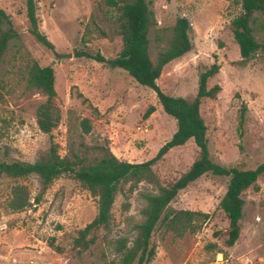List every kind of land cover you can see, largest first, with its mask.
<instances>
[{
  "label": "rangeland",
  "instance_id": "obj_1",
  "mask_svg": "<svg viewBox=\"0 0 264 264\" xmlns=\"http://www.w3.org/2000/svg\"><path fill=\"white\" fill-rule=\"evenodd\" d=\"M147 2L155 17L149 34L152 59L171 37L177 17L184 16L190 23L192 47L163 67L156 81L159 88L172 96L193 97L199 74L214 62L219 64V71L208 79L207 86L219 84L221 90L200 105L210 157L218 164L239 169L264 162V51L240 61L231 32V20L242 12L240 0ZM0 9L11 16L20 36L9 44L0 63L1 159L33 162L44 158L50 139L64 156L70 142L76 147L79 141L91 145L107 138L109 149L120 160L141 162L153 157L171 137L175 119L163 111L153 90L138 84L122 68L76 54H100L107 60L118 55L122 45L118 11L105 0H37L39 29L53 44L52 50L27 31L25 0H0ZM253 16L259 22L264 20L259 12ZM258 24H254L253 34L264 44V29ZM32 60L51 65L54 71L55 102L61 119L50 135L35 123V109L45 94L25 87ZM78 93L98 109V114ZM149 105L155 110L144 118ZM84 117L91 124L88 134L81 133L78 125ZM197 157L198 148L190 139L171 148L152 169L167 185ZM227 181L225 176L206 173L177 193L169 208L202 211L209 217L195 232L182 237L157 226L150 239L156 252L147 264H264V176L257 180L258 189L250 187L244 192L240 235L231 247L225 245L228 221L218 206ZM16 185H24L28 192V204L19 210L9 206ZM128 185H123L124 193L115 195L109 229L96 231V242L77 254L71 240L95 216L96 198L68 173L44 190L34 174L22 178L0 175V264H109L116 258L111 242L132 234L133 221L140 220L144 205L141 192L151 189L140 182L128 193ZM124 203H128L127 209ZM51 239L62 246V253L48 245Z\"/></svg>",
  "mask_w": 264,
  "mask_h": 264
},
{
  "label": "trees",
  "instance_id": "obj_2",
  "mask_svg": "<svg viewBox=\"0 0 264 264\" xmlns=\"http://www.w3.org/2000/svg\"><path fill=\"white\" fill-rule=\"evenodd\" d=\"M36 1L25 0L27 31L38 43L52 50L53 44L39 29ZM105 2L118 11L119 34L122 41L118 55L107 60L100 54L95 56L86 52H76V54L93 57L99 62L122 68L138 84L153 90L163 111L175 119V131L153 157L141 162L120 160L109 149L107 138H104L103 143L91 145L79 141L76 147L70 142L68 152L64 156L59 154L58 145L50 139L44 158L33 162L19 159L8 161L0 158V175L22 178L34 174L39 178L41 189L44 190L54 179L68 173L96 198L95 216L84 227L78 229L71 240L72 249L77 254L88 250L96 242V231L109 229L114 198L117 192L124 193V184H129L126 190L128 193L135 190L140 182L149 184L151 189L141 192L144 205L140 209V220L133 221L132 234L118 237L111 242L116 258L109 264L149 263L156 252L155 244L150 239L157 226L163 227L165 231H171L176 237H182L187 232H195L209 214L188 209L172 210L169 208L170 202L180 190L203 174L225 176L228 181L218 206L228 221L225 245L233 246L240 235V221L245 204L244 192L250 187L258 189L257 180L264 176V162L259 163L255 168L239 169L218 164L210 157L207 127L200 113V105L204 99H214L221 90L219 84L207 86L208 79L219 71L220 65L214 62L199 74L197 90L193 97L172 96L165 93L156 81L167 63L191 49L188 19L184 16L177 17L171 37L152 59L149 34L155 24V17L147 0H105ZM240 4L242 12L231 20V32L239 49L240 61L246 62L255 57L259 51H264V44L257 42L253 34L254 24L257 22L264 29V20L259 22L257 17L253 16L255 12L264 15V0H240ZM19 37L11 16L0 9V63L9 44ZM25 81L27 90H38L46 96L35 109V123L41 132L50 135L61 119L60 108L55 102L57 93L52 66L40 65L32 60L28 64ZM77 96L98 114V109L87 98L80 93ZM154 110L155 107L149 105L143 117L147 118ZM244 111L245 106H242L241 120L244 118ZM78 125L81 133H90L91 124L88 118H80ZM190 139L198 148V157L177 179L167 185L162 184L152 166L171 148L183 145ZM27 204L26 187L14 186L11 190L10 208L19 210ZM127 207L128 203H124L123 208L127 209ZM48 245L57 253L63 252L62 246L55 244L53 239ZM212 246L213 244H210V247Z\"/></svg>",
  "mask_w": 264,
  "mask_h": 264
},
{
  "label": "water",
  "instance_id": "obj_3",
  "mask_svg": "<svg viewBox=\"0 0 264 264\" xmlns=\"http://www.w3.org/2000/svg\"><path fill=\"white\" fill-rule=\"evenodd\" d=\"M71 54H56V57L70 56ZM54 61V60H53Z\"/></svg>",
  "mask_w": 264,
  "mask_h": 264
},
{
  "label": "built area",
  "instance_id": "obj_4",
  "mask_svg": "<svg viewBox=\"0 0 264 264\" xmlns=\"http://www.w3.org/2000/svg\"><path fill=\"white\" fill-rule=\"evenodd\" d=\"M142 129L145 131V130H147V127H143Z\"/></svg>",
  "mask_w": 264,
  "mask_h": 264
}]
</instances>
